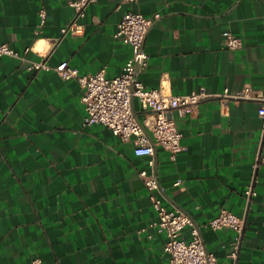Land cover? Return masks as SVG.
Masks as SVG:
<instances>
[{
    "label": "crops",
    "instance_id": "0c3cea01",
    "mask_svg": "<svg viewBox=\"0 0 264 264\" xmlns=\"http://www.w3.org/2000/svg\"><path fill=\"white\" fill-rule=\"evenodd\" d=\"M73 1L0 0V45L19 53L0 56V264H169L142 170L155 174L164 204L192 218L219 260L264 264V164L256 167L264 117L257 101L224 95L264 93V0H96L79 18L84 34L54 48L76 17ZM130 10L153 19L138 79L172 94L202 86L210 94L194 113L174 111L184 146L175 158L156 143L153 156H137L132 141L84 125L79 81L29 69L67 60L80 74L119 75L132 48L115 33ZM226 33L243 45L227 47ZM134 107L142 117L137 100ZM250 186L256 194L248 198ZM223 209L244 219L240 236L209 225ZM182 238L192 239L191 225Z\"/></svg>",
    "mask_w": 264,
    "mask_h": 264
},
{
    "label": "built area",
    "instance_id": "2783aa9c",
    "mask_svg": "<svg viewBox=\"0 0 264 264\" xmlns=\"http://www.w3.org/2000/svg\"><path fill=\"white\" fill-rule=\"evenodd\" d=\"M94 1L96 0H77L71 3L77 10L76 17L61 29L60 36L54 41V48L67 35L81 36L84 34L85 25L79 22V18L84 16L86 7ZM134 1L136 0H124V2ZM152 20L132 10L123 16L115 36L131 46L132 54L122 72L114 77H108L105 70L80 74L79 70L71 66L67 60L61 61L55 67L48 64L46 60H41L31 63L29 69L40 71L53 68L64 79L76 78L79 81L83 88L81 101L86 111L84 125L102 124L124 141H132L134 153L137 156L154 155V145L145 133L147 130L154 142L167 150L171 158H175L184 146L181 142L182 133L173 117L174 111L182 115L194 113L198 105L209 98L210 94L205 86L188 94H172L164 91L162 87L150 88L138 79V74L146 70L149 63V54L144 48V43ZM225 44L230 49H237L243 45V42L234 34L226 33ZM31 49L27 47L25 52ZM4 55L18 57L19 53L9 45L1 44L0 56ZM44 56H47V53ZM224 95L239 100L257 101L259 103L258 113L264 117L263 92L246 88L232 95L229 89H226ZM132 99L140 104L142 117L134 113ZM150 164L153 166L154 161L150 160ZM262 164H264V156L260 157L256 167ZM140 174L157 213L154 225L159 232L167 236L165 250L169 253V264H236L219 260L214 253L208 251L200 230L194 225L192 218L181 210L168 208L164 204L162 196L158 194L161 189L159 181L153 172L142 170ZM181 184V179L175 183L176 186ZM245 194L251 198L256 193L250 186ZM187 225L192 226V239L189 241L182 238V232ZM209 225L214 229L231 228L240 236L243 233L245 221L233 212L223 209L209 222ZM238 248L239 245L236 244L231 257H237ZM31 264L42 263L40 260H35Z\"/></svg>",
    "mask_w": 264,
    "mask_h": 264
},
{
    "label": "water",
    "instance_id": "95a60500",
    "mask_svg": "<svg viewBox=\"0 0 264 264\" xmlns=\"http://www.w3.org/2000/svg\"><path fill=\"white\" fill-rule=\"evenodd\" d=\"M132 108H133L134 113L137 115V112L135 111V107H134V99H132ZM138 120H139V118H138ZM145 133L148 135L150 141L152 142V144L155 147V142H154V139H153L152 135L147 130H145Z\"/></svg>",
    "mask_w": 264,
    "mask_h": 264
}]
</instances>
